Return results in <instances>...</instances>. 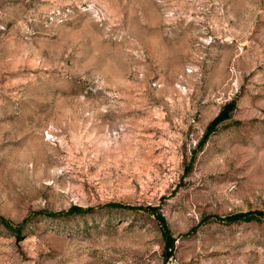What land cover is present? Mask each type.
<instances>
[{"label": "rangeland", "instance_id": "1", "mask_svg": "<svg viewBox=\"0 0 264 264\" xmlns=\"http://www.w3.org/2000/svg\"><path fill=\"white\" fill-rule=\"evenodd\" d=\"M0 264H264V0H0Z\"/></svg>", "mask_w": 264, "mask_h": 264}]
</instances>
